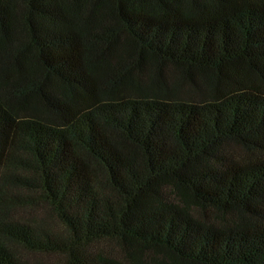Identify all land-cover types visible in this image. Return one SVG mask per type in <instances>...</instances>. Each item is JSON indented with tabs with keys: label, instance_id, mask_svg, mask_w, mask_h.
I'll return each mask as SVG.
<instances>
[{
	"label": "trees",
	"instance_id": "obj_1",
	"mask_svg": "<svg viewBox=\"0 0 264 264\" xmlns=\"http://www.w3.org/2000/svg\"><path fill=\"white\" fill-rule=\"evenodd\" d=\"M0 264H264V0H0Z\"/></svg>",
	"mask_w": 264,
	"mask_h": 264
},
{
	"label": "rangeland",
	"instance_id": "obj_2",
	"mask_svg": "<svg viewBox=\"0 0 264 264\" xmlns=\"http://www.w3.org/2000/svg\"><path fill=\"white\" fill-rule=\"evenodd\" d=\"M33 259H37V260H39L40 259V256H36V257H32Z\"/></svg>",
	"mask_w": 264,
	"mask_h": 264
}]
</instances>
